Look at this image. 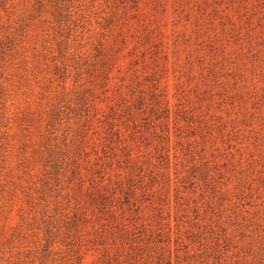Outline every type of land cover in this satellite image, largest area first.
<instances>
[{"label": "rangeland", "instance_id": "374dc122", "mask_svg": "<svg viewBox=\"0 0 264 264\" xmlns=\"http://www.w3.org/2000/svg\"><path fill=\"white\" fill-rule=\"evenodd\" d=\"M0 264H264V0H0Z\"/></svg>", "mask_w": 264, "mask_h": 264}]
</instances>
